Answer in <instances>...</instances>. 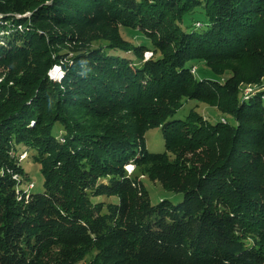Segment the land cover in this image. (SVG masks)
Instances as JSON below:
<instances>
[{
  "label": "trees",
  "instance_id": "trees-1",
  "mask_svg": "<svg viewBox=\"0 0 264 264\" xmlns=\"http://www.w3.org/2000/svg\"><path fill=\"white\" fill-rule=\"evenodd\" d=\"M1 64L0 264H264V0H0Z\"/></svg>",
  "mask_w": 264,
  "mask_h": 264
},
{
  "label": "rangeland",
  "instance_id": "rangeland-1",
  "mask_svg": "<svg viewBox=\"0 0 264 264\" xmlns=\"http://www.w3.org/2000/svg\"><path fill=\"white\" fill-rule=\"evenodd\" d=\"M25 15L24 16H27V15H30L29 11L28 12H25L24 13ZM23 15V14H22ZM104 24V23H103ZM112 26H115L117 27V31L119 33H121V35L126 39L128 40L131 44L133 45H137V44H141L143 39H142V35L138 34V33H135L133 30H130L129 28H126L124 26H119L118 24H113ZM48 28H53V29H57L58 27L57 26H54V25H50ZM98 30V29H97ZM99 41L98 40H95L93 39L91 43L93 44H97ZM64 50L66 51V48H64ZM149 52H151L150 50H147L145 52V56L146 58L149 57L151 54H148ZM152 53V52H151ZM196 67H199L198 69H204L206 74L209 73L210 69L205 65V64H199V65H196ZM194 67V68H196ZM8 69V66L6 64H1L0 66V70H7ZM224 74L222 76H228V74H230V72L228 73L227 71L223 72ZM205 74V73H204ZM61 75V71L60 69H58L57 66H53V68L50 70V76L51 77H59ZM252 86L250 85H247V88L246 90L244 91L245 94L249 91L252 90L251 88ZM184 110V109H183ZM182 110L180 111V114H181ZM196 112L198 113H202L204 116H210L209 118L211 119V117H214V120L217 119V120H225L224 118L228 119L227 117H229V115H225V114H222L220 112H218L216 109H214L213 107L205 104V103H200L199 105V108H197ZM182 115V114H181ZM207 118V117H206ZM79 119H84V117H79ZM208 119V118H207ZM209 119V120H210ZM112 120H116L118 121L117 119H113V117H109V118H105L103 119V121H106V122H111ZM187 129V128H185ZM153 130V129H152ZM156 130V129H154ZM187 133H190V131L188 130ZM148 141L149 143H152L154 142V144L152 146H157L153 149V151H160L164 146V143H163V140H162V137H161V134H160V131H152L150 134H149V137H148ZM167 157L168 158H171V160L174 159V154H171V153H167ZM191 155V154H190ZM36 164V163H35ZM37 165V169L40 167V165H38V163L36 164ZM164 166V164H163ZM125 169L127 170V172L131 175H137V177H139L140 179H142L146 185H148V187H150L152 189L153 194L154 195H157V194H162L163 192V189L160 185V182L158 181L157 178H155V175L153 174H149L148 172L145 171V167L143 166H139L137 164H135L134 162H128L126 165H125ZM34 170V169H33ZM37 176H39L37 173H36ZM15 178H17L16 176H14ZM42 181V176H41V180L38 184H40ZM32 185L31 182H29V185ZM28 185V186H29ZM30 185V187H31ZM40 186H38L39 188ZM94 258V257H93ZM92 256H87L86 259H84L80 264H91V261L93 260Z\"/></svg>",
  "mask_w": 264,
  "mask_h": 264
},
{
  "label": "bare ground",
  "instance_id": "bare-ground-1",
  "mask_svg": "<svg viewBox=\"0 0 264 264\" xmlns=\"http://www.w3.org/2000/svg\"><path fill=\"white\" fill-rule=\"evenodd\" d=\"M150 54V53H149Z\"/></svg>",
  "mask_w": 264,
  "mask_h": 264
},
{
  "label": "water",
  "instance_id": "water-1",
  "mask_svg": "<svg viewBox=\"0 0 264 264\" xmlns=\"http://www.w3.org/2000/svg\"><path fill=\"white\" fill-rule=\"evenodd\" d=\"M149 54V53H148Z\"/></svg>",
  "mask_w": 264,
  "mask_h": 264
}]
</instances>
